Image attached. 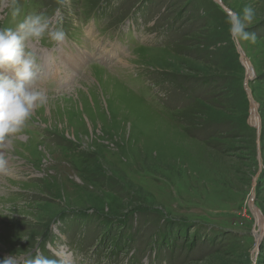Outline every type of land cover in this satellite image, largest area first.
Masks as SVG:
<instances>
[{
    "label": "rangeland",
    "instance_id": "obj_1",
    "mask_svg": "<svg viewBox=\"0 0 264 264\" xmlns=\"http://www.w3.org/2000/svg\"><path fill=\"white\" fill-rule=\"evenodd\" d=\"M17 6L14 18L0 4V28L41 13L66 37L63 50L47 35L28 44L40 66L36 86L52 93L45 95L52 103L34 108L22 130L0 143V259L39 253L66 264H264V0ZM245 7L255 12L248 31L256 40L234 43L224 9ZM80 16L101 34L127 38L124 62L91 63L95 48ZM129 20L142 43L121 33ZM64 55L81 67L75 75ZM112 78L113 91L91 87L115 85ZM92 213L95 219L70 224ZM160 232L170 244L157 252ZM94 255L109 260L89 262Z\"/></svg>",
    "mask_w": 264,
    "mask_h": 264
},
{
    "label": "clouds",
    "instance_id": "obj_2",
    "mask_svg": "<svg viewBox=\"0 0 264 264\" xmlns=\"http://www.w3.org/2000/svg\"><path fill=\"white\" fill-rule=\"evenodd\" d=\"M5 3L14 18L20 15L18 0H0V4ZM224 10L232 41L255 42V33L248 31L255 19L254 10L251 7H245L242 13ZM45 35L56 43H62L66 37L61 27H54L41 13L27 15L15 28H0V143L19 133L34 108L45 102L44 93L36 88L39 75L35 71V54L28 48L29 42L39 41ZM5 164L0 155V168ZM0 264H66V261L63 257L49 259L39 253H28L6 256L0 259Z\"/></svg>",
    "mask_w": 264,
    "mask_h": 264
},
{
    "label": "bare ground",
    "instance_id": "obj_3",
    "mask_svg": "<svg viewBox=\"0 0 264 264\" xmlns=\"http://www.w3.org/2000/svg\"><path fill=\"white\" fill-rule=\"evenodd\" d=\"M98 43V40H95V42H94V44L96 45ZM36 48V47H35ZM111 49H117L116 47H112ZM146 50H148V49H146ZM125 57H124V55H123V57H121V58H119V59H117V63H116V65L117 64H119V63H122V62H124L125 60H123ZM126 59V58H125ZM79 68H81V67H79ZM73 70H74V74L73 75H75V73H77L78 71H79V69H77V68H72ZM109 76V75H108ZM110 77V76H109ZM110 79V78H109ZM112 80H113V82L115 83V85L114 84H112V82H108V81H103V83H101V82H96V83H94V84H91V87L93 88V89H96L97 90V85L100 83V85L102 86V85H104V88L107 90V91H109L110 92V90H115L116 88H117V84H116V80H114V78H112ZM82 83V82H81ZM81 83H79V85L81 84ZM36 88H37V90L38 91H42L43 93H44V95H52V93L51 94H49V93H47V92H45V90L43 91L42 89H40L39 87H37L36 86ZM121 88V87H120ZM93 89H91V90H93ZM122 90H124V91H126V92H128V93H132L131 91H129V90H127L126 88H124V87H122L121 88ZM89 94H90V96H91V93L89 92ZM111 94V93H110ZM54 95V94H53ZM51 100V99H50ZM50 100H47L46 98H45V102L43 103V104H38V106L39 105H46V107L49 105V103H52ZM54 103V102H53ZM37 108V107H36ZM42 237H44V236H42ZM38 242L39 243H41V239H38ZM63 250H65V249H63Z\"/></svg>",
    "mask_w": 264,
    "mask_h": 264
},
{
    "label": "trees",
    "instance_id": "obj_4",
    "mask_svg": "<svg viewBox=\"0 0 264 264\" xmlns=\"http://www.w3.org/2000/svg\"><path fill=\"white\" fill-rule=\"evenodd\" d=\"M96 217H97V214L95 215V213L89 214L85 218H83V216H77V218H74V217L72 218L71 217L72 220L70 221L71 222L70 224L75 223L76 225H78V224H81V222H83V220H87L89 222V221L95 219ZM118 225H121L122 226V232H125V235L123 237L126 238V236H127L126 235L127 234L126 231L128 230L127 229V224L126 223H123V222H120V223H118ZM120 231H121V229H120ZM181 237H182V235H181ZM154 241L159 242L158 244L155 242L157 244L156 245V248L158 247L161 250H162V248L165 245L168 246L170 244L169 243V240H168V237H165V234L164 233H161V232L159 233L158 237H156V239ZM120 243L121 242L119 241V245H121ZM115 244H118L117 241H116ZM116 247L117 246H115V248Z\"/></svg>",
    "mask_w": 264,
    "mask_h": 264
}]
</instances>
